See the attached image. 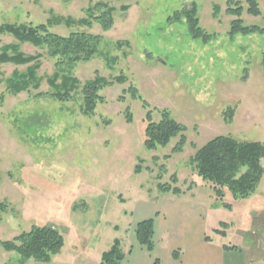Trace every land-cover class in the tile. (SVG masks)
I'll list each match as a JSON object with an SVG mask.
<instances>
[{
	"label": "rangeland",
	"instance_id": "rangeland-1",
	"mask_svg": "<svg viewBox=\"0 0 264 264\" xmlns=\"http://www.w3.org/2000/svg\"><path fill=\"white\" fill-rule=\"evenodd\" d=\"M101 1L117 9L110 31L98 25L91 30L64 24L50 29L61 36L86 31L100 37L96 55L69 67L70 73L66 67V74L83 84L96 76L127 78L124 85L100 91L101 102L90 117L81 110L80 90L66 102L50 97L48 77L58 71L57 59L0 34V49L19 45L27 55L44 56L39 90L14 96L6 84L0 86V242L48 226L65 238L61 254L49 264H100L116 240L127 264H149V254L140 253L136 225L150 219L155 209L170 210V202H181L202 211L207 236L228 243L248 213L264 205V176L251 197L236 201L226 191L220 201L190 158L220 136L264 144V34L231 38L236 18L227 14L226 0H0V27L39 26L55 17L78 21ZM256 1L259 17L249 15L245 0H239L241 19L246 26L264 28V0ZM192 4L197 5L200 27L215 35L208 44L193 40L185 21L171 22ZM16 69L25 67L0 66L4 78ZM131 89L139 99L132 98ZM229 108L235 109L230 124L224 117ZM149 110L157 122L169 112L187 128L182 152H173L179 138L156 152L145 149ZM138 166L141 173L136 174ZM160 183L183 193L164 194ZM173 242L168 234L159 236L156 245L168 250ZM0 264L43 263L25 262L0 245Z\"/></svg>",
	"mask_w": 264,
	"mask_h": 264
},
{
	"label": "trees",
	"instance_id": "trees-1",
	"mask_svg": "<svg viewBox=\"0 0 264 264\" xmlns=\"http://www.w3.org/2000/svg\"><path fill=\"white\" fill-rule=\"evenodd\" d=\"M227 14L235 17L230 24L229 36H250L264 34V28L258 26H246L241 19L244 12L239 0H226ZM247 13L253 17L261 15L259 3L256 0H245ZM128 10L127 7L123 11ZM197 5L192 4L177 12L171 22L184 23L187 25L190 37L193 40L208 44L215 38L200 27L197 17ZM117 9L108 2L101 1L88 10L89 17L81 20L72 18L55 17L47 24L39 26L6 24L0 27V34H8L15 38L20 45L29 44L45 51L51 59H57L58 71L48 77V84L53 90L51 98L66 102L72 95L80 90L83 96L81 110L85 116H93L97 105L101 102L100 91L115 85H124L127 78L124 76L105 78L96 76L93 80L84 84L77 78L66 74V67L90 61L97 53L100 37L88 32H71L68 36H61L50 31L51 27L64 24L67 28L74 26L91 30L95 25L104 32L110 31L115 24ZM43 54L27 55L20 51L19 45H5L0 49V66L13 65L17 68L25 67L23 71L16 69L8 78H4L0 71V86L6 84L12 95L39 90L42 78L39 71L43 66ZM264 70V56L261 62ZM70 73V72H69ZM247 77V75H246ZM245 77V78H246ZM133 99H139L137 90L131 89ZM147 107V106H146ZM235 116V109L229 108L224 113L225 121L230 124ZM128 123L132 122V115L127 116ZM144 147L149 152L167 148L173 140L179 138V143L174 153L182 152L186 145L187 128L172 118L169 112H163L160 121L153 119V113L149 110L145 118ZM264 144L259 142L238 141L232 137L220 136L210 141L193 157L190 164L194 171L213 190L217 200H224L226 191H229L234 200H244L251 197L258 189L264 176ZM136 174L141 173L138 166ZM173 183L177 179L173 176ZM158 189L164 194L180 196L183 191L171 184H158ZM225 209H231V204L223 203ZM0 209L4 210L2 206ZM217 233H221L217 231ZM137 243L149 254L155 251V222L148 219L139 222L135 228ZM208 240V238H207ZM6 252L17 253L23 261H36L49 264L53 257L61 254L65 246L63 234L54 227L35 226L30 232H23L12 241L0 242ZM175 258L177 257L174 254ZM126 255L121 248L119 240L101 257L100 264H124ZM154 264H161L156 259Z\"/></svg>",
	"mask_w": 264,
	"mask_h": 264
},
{
	"label": "crops",
	"instance_id": "crops-1",
	"mask_svg": "<svg viewBox=\"0 0 264 264\" xmlns=\"http://www.w3.org/2000/svg\"><path fill=\"white\" fill-rule=\"evenodd\" d=\"M169 205L173 213L157 208L150 219L155 222V244L159 236L171 234L173 245L168 250L156 245L153 254L141 248L140 253L146 257L149 254V264H154L156 259L161 264H264V205L248 213L247 220L241 222L228 243L207 236L202 211L197 212L181 202H170ZM127 263L126 256L124 264Z\"/></svg>",
	"mask_w": 264,
	"mask_h": 264
}]
</instances>
